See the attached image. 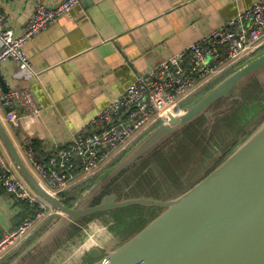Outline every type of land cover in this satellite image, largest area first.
Listing matches in <instances>:
<instances>
[{
    "label": "crops",
    "instance_id": "obj_1",
    "mask_svg": "<svg viewBox=\"0 0 264 264\" xmlns=\"http://www.w3.org/2000/svg\"><path fill=\"white\" fill-rule=\"evenodd\" d=\"M44 1L54 6L64 0ZM255 1L81 0L70 15L26 44L30 69L11 60L0 67V83H5L6 91L29 87L45 110L40 125L30 131L22 127L18 136L5 121L6 109L0 103V118L27 166L32 171L27 139L41 141L42 152L48 155L53 141L67 143L137 75L186 49ZM2 7L6 28L19 36L34 2L12 0ZM0 149L9 157L1 140ZM18 201L0 186V238L23 221Z\"/></svg>",
    "mask_w": 264,
    "mask_h": 264
},
{
    "label": "water",
    "instance_id": "obj_2",
    "mask_svg": "<svg viewBox=\"0 0 264 264\" xmlns=\"http://www.w3.org/2000/svg\"><path fill=\"white\" fill-rule=\"evenodd\" d=\"M254 80L264 84V52L194 103L169 113L115 169L83 193L74 207L42 185L0 118V140L10 160L30 187L57 210L54 223L34 245H54L58 239L66 238L73 225L80 226L87 217L140 204L163 210L142 230L107 250L105 255L90 235L81 245L77 243L76 246H96L89 249V256L96 259L92 264H264V121L250 134L240 137L213 171L177 197L120 200L111 194L91 206L112 180L114 171L117 173L136 163L139 157L150 158L199 118L204 116L213 121L215 113L211 108L216 102L228 99L229 104L239 103L241 92ZM85 228L82 227L83 232ZM83 253L77 258L81 259Z\"/></svg>",
    "mask_w": 264,
    "mask_h": 264
},
{
    "label": "built area",
    "instance_id": "obj_3",
    "mask_svg": "<svg viewBox=\"0 0 264 264\" xmlns=\"http://www.w3.org/2000/svg\"><path fill=\"white\" fill-rule=\"evenodd\" d=\"M9 1L12 0H0V67L11 60L26 69L32 64L26 44L60 18L70 15L81 2L64 0L49 6L44 0H32L33 13L22 33L15 36L5 26L2 4ZM263 48L264 0H257L186 49L137 75L122 94L99 110L67 143L53 141L46 157L39 158L27 139V160L32 171L47 190L61 195L72 184L97 174L169 113L184 109L199 90ZM0 103L6 109L5 121L14 129L26 126L29 131L34 130L45 114L29 87L6 91L0 83ZM0 186L35 211L0 238L1 261L12 245L30 237L57 210L30 187L1 149Z\"/></svg>",
    "mask_w": 264,
    "mask_h": 264
},
{
    "label": "flooded vegetation",
    "instance_id": "obj_4",
    "mask_svg": "<svg viewBox=\"0 0 264 264\" xmlns=\"http://www.w3.org/2000/svg\"><path fill=\"white\" fill-rule=\"evenodd\" d=\"M258 86L257 82H254L251 86L249 85L245 88L242 94L244 98L243 103H237L228 113L223 114L224 108L226 105H229L228 99L218 100L212 109L215 113L213 121H210L204 116L199 118L186 128L183 134L166 149H162L152 158H149L139 165L135 164L123 170L109 182L104 191L100 193L101 195H98L99 197H95L91 206L99 204L103 197L111 194H116L120 200L141 198L163 200L167 196L169 197L182 192V190L187 188L194 181L203 177L204 174L214 168V166L229 152L238 136L247 133L245 127L240 131L233 130L234 126L240 124L239 121L233 124L236 119L235 114L239 115V113L244 110V103L247 102L246 97H250L256 93L259 95V89L257 90ZM227 119H234V122L230 123ZM84 181L86 182V180ZM92 185V183H87L85 187L90 188ZM78 187L79 186L72 188L71 192H73L66 198V203L69 206H72L83 192L77 194L75 190ZM152 209V206L140 204L122 208L120 209L122 219H118V222L120 224L123 223L120 221H124L126 224H137V222L140 221L147 222V214L152 213ZM103 214L105 213L98 215ZM141 214H143V217H138ZM94 216L95 215L85 218L82 223L87 222ZM151 216L153 217L154 215ZM156 216L157 215L153 218ZM51 221L53 220L49 219L43 224L47 226ZM142 229L143 227L137 232ZM80 230V226L73 225L67 232L65 239H58L56 241L53 245L55 246L53 250H59L69 243L74 235L80 233ZM131 230L132 229L125 230V240L129 238L131 234H134ZM97 247L100 248V246ZM112 247L114 249L117 246ZM101 251L104 255L106 254L104 249L101 248ZM48 253L50 255L52 251L50 250ZM95 261L96 259H93L89 264Z\"/></svg>",
    "mask_w": 264,
    "mask_h": 264
},
{
    "label": "rangeland",
    "instance_id": "obj_5",
    "mask_svg": "<svg viewBox=\"0 0 264 264\" xmlns=\"http://www.w3.org/2000/svg\"><path fill=\"white\" fill-rule=\"evenodd\" d=\"M263 52H264V50L260 53H263ZM260 53H256V54L254 53L255 55L253 54V55L249 56L244 61L236 64L233 67H231L228 71L233 70L232 72H234V71L238 70L240 67H242L244 64L249 62L251 59H253L257 55H259ZM225 73L220 75L217 79H215V81L216 82L218 81V82L216 83L214 81L216 84L212 88H211V86L214 84V82H212L211 84L208 85L210 88L208 86H206V87L202 88L201 90H199L196 94H194L189 99L192 102L191 103L187 102V105L194 103L197 99H199L200 97H202L203 95L208 93L216 85H218L220 82H222L225 78H227L228 76L233 74V73H231L227 77H224ZM254 82H257V84L259 85L257 88V90L259 89V95H257V93H256L255 95H251L250 97H246L247 102L244 103L245 108L241 113H239V115L235 114V118H236L235 122H234V119H227V121L230 123L234 122L233 124H235L237 121H239L240 124H238L237 126H234L233 130L240 131L241 129H243L245 127V130L247 133L244 135H247L248 133L250 134V132L254 128H256L257 125L259 126L264 121V84H261L260 82H258L256 80H254ZM242 94H243V91L240 94V96H241V101L239 102L240 104L243 103V101H244ZM237 103H234V101H233V102H231V104L226 105V107L224 108L223 114L231 111L234 108V106L237 105ZM212 109L213 108H211V110ZM214 118H215V116H214ZM188 127H186V128H188ZM244 135L238 136V138L236 139V142L239 140L240 137H242ZM179 137H176L175 140H177ZM175 140H173V141L171 140L170 142H168L164 147H162L161 149L156 151L150 158H152L157 152L161 151L162 149H166ZM138 142L134 143L133 145L129 146L126 150L122 151L115 160H113L110 164H108L105 168H103L97 174L87 178L86 182H88V183H91V181H93V180H95V181H93V183H92L93 185L90 188H84L83 189L84 191L80 194V197L83 193L87 192L88 190H91L94 186H96V184L99 183L101 178L103 176H105L107 174V172L111 171L113 168L115 169ZM224 157H223V159H224ZM148 159L149 158L145 159L144 157H141V158L139 157L137 159L136 163L141 160L138 163V165H139L140 163H143L144 161H146ZM223 159H221L217 163V165L219 163H221ZM136 163H134L132 165H128L126 167H123V169L119 170L117 173H115V171H114L113 172L114 176H115V174L119 175V173H121L123 170L127 169L130 166L135 165ZM217 165H215L214 168H212L206 174H204L203 177H201L197 181H194L191 185H189L187 188L182 190V192L176 193V194L169 196V197L167 196L163 200L174 198V197H177V196L185 193L190 188H192L195 184H197L199 181H201L204 177H206L211 171H213ZM113 177L111 179H113ZM83 182L86 183L85 181H83ZM109 182H110V180L108 181L107 185L109 184ZM80 183H82V182H80ZM80 183L72 184L70 186V188H68V190H66L65 192L67 194L72 193L73 191L71 192V189L76 187V186H80L81 185ZM106 186L103 187L101 193L104 191ZM75 192L78 194V188L75 190ZM99 196H97V197H99ZM78 200L75 201L73 203V205L70 207H74V205L78 202ZM120 209H122V208H120ZM120 209H116L115 211H112L111 213L108 212V213H105L103 215H95L93 218L89 219L87 222L81 223V225H80L81 230H80L79 235H77V236L74 235V237L71 239V241L69 243H67L66 245H64L63 247H61L59 250H53L55 247V246H53V244L51 246H44V247H39L38 245H36V246L34 245L39 239H41L46 234V232L48 231V228L54 223L53 221H54L55 217L52 216L50 219H52L53 221H51L49 224H47V226L42 224L37 230H35L31 234L30 237H28L24 240L17 241V243L12 245V247H10L8 249L4 258L0 261V264H77V263L78 264H89V262H91L93 260V258H91L89 256V249L91 250L95 246H91V245L90 246H76L77 243L79 245H81V243L86 240V237L88 235H90V237H92L94 239V242L101 245L100 247L107 252V250L113 249L112 246L121 245L127 239H129L134 234H136L135 232H137L140 228H142V227L144 228L145 226H147V224L151 220L154 219L153 217L155 215L158 216V214L163 210L162 208H153L152 213L147 214L148 215V221L147 222L146 221H140V222H137V224H126V223H124V221H120V222H123L122 224H120L118 222V219H122ZM151 215H154V216L152 217ZM128 217H132V216H128ZM138 217H143V214H141ZM134 223H135V221H134ZM124 224H125V226H124ZM82 227H84V228L86 227L84 229L85 230L84 232L82 231ZM128 229H132L131 231L134 234H131L130 237L125 240V238H126L125 237V230L127 231ZM87 240H88V237H87ZM50 250L52 251V253L49 255L48 252H50ZM82 252H84L83 256L81 257V259H78L77 256Z\"/></svg>",
    "mask_w": 264,
    "mask_h": 264
},
{
    "label": "trees",
    "instance_id": "obj_6",
    "mask_svg": "<svg viewBox=\"0 0 264 264\" xmlns=\"http://www.w3.org/2000/svg\"><path fill=\"white\" fill-rule=\"evenodd\" d=\"M264 50V48L262 49V50H260L259 52H257V53H260V52H262ZM256 54V53H255ZM254 54V55H255ZM233 71V70H232ZM232 71H227L226 73H225V76L224 77H227L228 75H230L231 73H233ZM235 72V71H234ZM223 77V78H224ZM216 84V83H215ZM214 84V85H215ZM214 85H212L211 86V88L214 86ZM198 96V95H197ZM192 101H190V100H188V103H191ZM189 105V104H188ZM185 106H187V103H186V105H184V107ZM160 124V123H159ZM159 124H157V126L159 125ZM157 126H155V127H157ZM154 127V128H155ZM153 128V129H154ZM152 130V129H151ZM150 130V131H151ZM23 131V130H22ZM21 131V129H15V132H16V134L18 135V136H21V134H23V132ZM149 131V132H150ZM146 135V134H145ZM144 135V136H145ZM143 136V137H144ZM142 137V138H143ZM142 138H140V139H142ZM139 139V140H140ZM138 140V141H139ZM137 141V142H138ZM31 143H32V146L34 147V149H35V152H36V155L39 157V158H43V157H46L47 155H45L43 152H42V149L44 148L43 147V144H42V142L41 141H39V140H37V139H34V138H32L31 139ZM136 143V142H135ZM93 181H95V180H93ZM93 181H91V183H93ZM84 183V182H83ZM81 184L79 187H78V194L79 193H81L82 191H84L83 189L84 188H86L85 186H86V184L88 183V182H86V183H84V184ZM68 195L69 194H67L66 192H63V193H61V196L63 197V198H67L68 197ZM18 203H20V205H21V207H22V212H21V219H25L26 217H30V216H32L33 214H34V208L33 207H31V206H29L27 203H25V202H21V201H18Z\"/></svg>",
    "mask_w": 264,
    "mask_h": 264
}]
</instances>
